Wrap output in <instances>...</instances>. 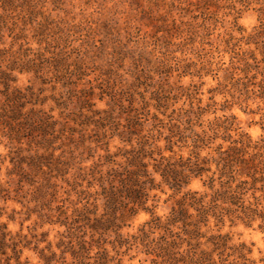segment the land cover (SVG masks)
I'll list each match as a JSON object with an SVG mask.
<instances>
[{
	"label": "rangeland",
	"instance_id": "374dc122",
	"mask_svg": "<svg viewBox=\"0 0 264 264\" xmlns=\"http://www.w3.org/2000/svg\"><path fill=\"white\" fill-rule=\"evenodd\" d=\"M29 4L33 8L31 17L18 20V27L24 28L27 46L60 53L70 69L81 67L84 75L77 87L72 88L92 89L91 102L100 111L112 112L111 117L119 124L117 131L127 124L126 119L139 120L141 126L134 129L139 134L132 137L133 147L139 137L147 144L144 150L155 152L156 159L159 152L171 162L179 158L182 162L189 158L193 161L194 156L207 162V172L192 177L180 192L163 184L159 175L151 171L158 185L150 194L155 195L153 212L161 220L169 217L176 201L187 191L196 192V197H202V203L210 207L213 192L219 190L218 148L225 151L235 142L243 150L244 159L261 168L264 0H32ZM17 78L19 86L33 84L35 89L42 87L45 96L50 95L51 83L41 86L31 74ZM60 87L61 83L56 84L57 90H62ZM51 106L54 107L47 101L45 110ZM74 106L72 103L68 110L76 112ZM58 115L59 111L54 109L52 116L57 119ZM90 130L96 129L90 125L86 137L92 135ZM195 136L202 138L196 149L192 145ZM8 147L0 136L2 157L8 154ZM169 147L172 152L167 151ZM129 149L117 136L110 139L111 153ZM96 152L103 154L100 150ZM4 165H8V159ZM85 165L89 167L91 161ZM246 167L238 166L237 173L243 175L236 176L231 183L234 187L241 180L247 182L240 203L234 206L217 203L215 215L221 214V220L209 213L206 222L198 224L199 236L183 243L180 253L192 251L198 255L206 251L216 264L241 262L235 254L226 257L231 251H225L222 256L213 251L210 239L220 234L227 236L228 246L244 245L245 254L249 250L247 264H264V227L259 217L264 212V173L263 177L255 175L256 180L252 181V177L244 175ZM210 177L214 179L213 189L208 187ZM94 190L97 187L91 192ZM186 203L190 206L185 208L191 221L199 220L197 206L190 201ZM0 206H3L1 202ZM7 206L19 210L13 203ZM244 208L256 210L250 215L249 224L243 218ZM148 220L147 213L139 212L121 230L128 244L105 245L109 254L121 264H160L161 260L155 256L157 252L149 250L137 238L139 229ZM176 227L181 228L180 223L173 228L174 232H180ZM10 228L17 230L18 225L10 224ZM48 228L45 226L42 231ZM158 234L162 232H155L149 239L157 238ZM52 236L53 233L49 239ZM107 239L112 242L115 238L110 234ZM28 256L35 263L32 255Z\"/></svg>",
	"mask_w": 264,
	"mask_h": 264
},
{
	"label": "trees",
	"instance_id": "16d2710c",
	"mask_svg": "<svg viewBox=\"0 0 264 264\" xmlns=\"http://www.w3.org/2000/svg\"><path fill=\"white\" fill-rule=\"evenodd\" d=\"M31 2L0 0V136L9 145L8 154L0 155V202L3 204L0 206V264H121L105 245H127L128 239L123 238L121 230L139 212L147 213L149 220L143 223L137 238L145 242L149 250L157 252L155 256L161 260L160 264H216L206 251L198 255L192 251L182 254L179 249L193 236H199L198 224L206 222L209 213L221 220V214L215 215L217 203L233 206L240 203L247 182L241 180L231 187L236 176L243 175L237 173L238 166H247L244 175L255 181V175L263 177L264 162L259 168L244 159L243 150L235 142L225 151L218 148L219 190L213 192L210 207L202 203V197H196V192L187 191L176 201L169 217L161 220L153 212L155 195L150 194L158 185L152 172L159 175L163 184L180 192L192 177L207 172V162L197 156L193 161L189 158L182 162L179 158L171 162L159 152L156 159L155 152L144 150L147 144L139 137L133 147L132 137L139 134L134 129L141 126L139 120L126 119L127 124L117 131L119 124L111 117L112 112L100 111L91 102L92 89L74 88L84 75L81 67L70 69L60 53L27 46L24 28H19L18 22L31 17ZM40 43L37 44L40 46ZM28 74L41 86L51 83L50 95L45 96V90L35 89L33 84L19 86L17 77ZM59 83L60 91L56 89ZM47 101L54 107L45 110ZM72 103L76 112L68 110ZM54 109L59 111L57 119L52 116ZM90 125L96 130H90L92 135L86 137ZM75 126H80V130ZM97 130L101 132L98 134ZM113 136L130 149L111 153ZM201 141L202 138L195 136L193 147L196 149ZM167 151L172 152L171 147ZM5 159H8L6 166ZM88 161L91 165L86 167ZM58 180L69 189L60 186ZM213 183V177L208 178L210 189ZM95 187L97 190L91 192ZM186 201L197 206L195 211L202 221H191ZM7 203L18 205L19 210L9 208ZM255 211L243 209L247 224ZM259 217L264 227V212ZM25 223L29 224L24 226ZM178 223L181 228H176L180 232H174ZM10 224H17L18 229L12 230ZM45 226L48 230L42 231ZM157 231L162 234L149 239ZM51 233L53 236L49 239ZM110 234L115 238L112 242L107 239ZM130 238L136 240V237ZM227 243L226 235L218 234L210 239L213 251H218L220 256L231 251L226 257L235 254L241 260L228 264L249 262L246 258L249 250L245 254L244 245L234 248ZM29 254L35 263L30 262Z\"/></svg>",
	"mask_w": 264,
	"mask_h": 264
}]
</instances>
